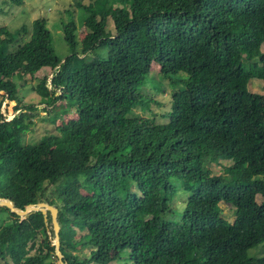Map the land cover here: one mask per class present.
<instances>
[{"label": "trees", "instance_id": "trees-1", "mask_svg": "<svg viewBox=\"0 0 264 264\" xmlns=\"http://www.w3.org/2000/svg\"><path fill=\"white\" fill-rule=\"evenodd\" d=\"M82 1V35L72 12L58 22L64 56L45 17L0 26V91L17 102L9 121L0 109V197L54 205L67 264H264V93L248 87L264 85V0ZM22 2H0V15ZM43 67L41 108L51 122L76 116L26 146L20 133L38 107L18 99L12 78ZM163 85V120L137 116L160 104L147 87ZM46 218L0 206V262L46 251L56 264ZM78 245L90 248L83 260Z\"/></svg>", "mask_w": 264, "mask_h": 264}, {"label": "rangeland", "instance_id": "rangeland-1", "mask_svg": "<svg viewBox=\"0 0 264 264\" xmlns=\"http://www.w3.org/2000/svg\"><path fill=\"white\" fill-rule=\"evenodd\" d=\"M2 1L4 0H0V2ZM87 1L88 0H83L82 2L86 3ZM74 3L75 0H23V2L19 5H15L12 3L10 5L8 3V5H10L11 7L8 9V12L5 15H0V26H6L10 31H15L19 29L22 24H27V26H29V29H31V22L33 19L41 16L45 17L52 34V40L56 53L59 56H64L68 52V48L62 40L60 30H58V22L60 20L67 21L70 18L72 12L74 21L78 24V35H82V33L85 31L83 27L79 26L80 9L76 8ZM107 29H112V32H114L110 21L108 22ZM151 67L154 70L158 69V66L154 63ZM51 74L52 72L50 71V69L43 67L33 76L29 75L28 73L20 74L19 72H17L12 78L18 88V99H20L24 103H30L38 107L36 108V110H33L34 115L31 116V124L29 128L23 130V132L20 133L23 139V143L26 146L30 143L38 142L46 134H58V125L62 122V120L66 121L68 118L76 116L75 111L71 110L69 113L61 114L59 117L57 116L56 120L51 122V113H48V110L41 108L44 105H40V96L35 92L34 87L44 76H47V85H49ZM248 87L252 92H258L261 94L264 93L263 83L256 78L250 80ZM147 88L148 95L154 97L156 101L160 102V104L152 102L148 110L136 108L134 110V113L137 114V116L141 117H149L154 114L156 117V122H160L163 119L160 118L159 114L163 111L169 110L171 106L169 89L165 85L161 86L158 89H154L151 87ZM63 104V101L58 100L56 102L55 110L61 109ZM0 105V109L3 113H5L8 121L13 118L12 115L17 113V110L15 109L17 102L8 100L3 91H0ZM229 163L230 161L228 160H221L219 163L211 165L212 173H221L223 167H225ZM185 200V195L177 197L173 202L172 207L178 210L182 209L185 204ZM257 200H260L259 196L257 197ZM219 206L222 210L221 216L229 221H232L234 218L233 208L229 204H225L223 202H220ZM51 229L52 225L48 226L47 234L50 239H53V229L52 231ZM41 237L43 236L38 234L34 241H39L40 239H42ZM89 250L90 248L87 246L78 245L72 253L74 255H77L80 260H83L88 255ZM251 251L252 250H250V252ZM34 252L35 251H31L28 259L23 261L22 264H47L51 261L52 256L50 255L49 257L46 251L40 252L38 254H34ZM0 264H4L3 261H1Z\"/></svg>", "mask_w": 264, "mask_h": 264}, {"label": "water", "instance_id": "water-1", "mask_svg": "<svg viewBox=\"0 0 264 264\" xmlns=\"http://www.w3.org/2000/svg\"><path fill=\"white\" fill-rule=\"evenodd\" d=\"M0 206H4L8 208L11 212L17 214L21 218L29 215L32 212L40 211L43 214L46 221L47 220L46 215L47 213H49L51 218L53 235H54L53 239H51L50 246L53 249L56 263L67 264L66 261L64 260L62 251L60 249V239H59L60 225L57 220L58 209L54 205H51L44 201H40L37 203L27 204L25 205L24 208H19L15 206L13 201H11L9 198L0 197Z\"/></svg>", "mask_w": 264, "mask_h": 264}, {"label": "built area", "instance_id": "built-area-1", "mask_svg": "<svg viewBox=\"0 0 264 264\" xmlns=\"http://www.w3.org/2000/svg\"><path fill=\"white\" fill-rule=\"evenodd\" d=\"M13 116V115H12Z\"/></svg>", "mask_w": 264, "mask_h": 264}]
</instances>
